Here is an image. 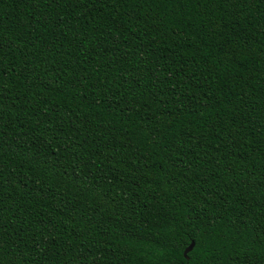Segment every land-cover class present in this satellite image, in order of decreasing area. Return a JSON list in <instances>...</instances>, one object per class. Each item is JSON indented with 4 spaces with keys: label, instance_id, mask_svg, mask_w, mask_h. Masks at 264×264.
Listing matches in <instances>:
<instances>
[{
    "label": "trees",
    "instance_id": "1",
    "mask_svg": "<svg viewBox=\"0 0 264 264\" xmlns=\"http://www.w3.org/2000/svg\"><path fill=\"white\" fill-rule=\"evenodd\" d=\"M0 264H264V0H0Z\"/></svg>",
    "mask_w": 264,
    "mask_h": 264
},
{
    "label": "water",
    "instance_id": "2",
    "mask_svg": "<svg viewBox=\"0 0 264 264\" xmlns=\"http://www.w3.org/2000/svg\"><path fill=\"white\" fill-rule=\"evenodd\" d=\"M193 248H194V242H192L190 246L184 252L186 259H188V254L193 250Z\"/></svg>",
    "mask_w": 264,
    "mask_h": 264
}]
</instances>
